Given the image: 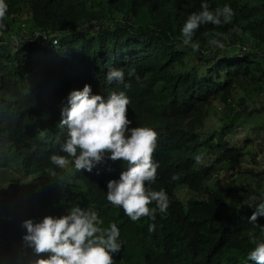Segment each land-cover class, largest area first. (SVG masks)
Returning <instances> with one entry per match:
<instances>
[{"label": "trees", "instance_id": "1", "mask_svg": "<svg viewBox=\"0 0 264 264\" xmlns=\"http://www.w3.org/2000/svg\"><path fill=\"white\" fill-rule=\"evenodd\" d=\"M207 2L210 10L228 4L234 16L230 24L214 29L222 33V50L208 44L203 33L213 26L207 24L193 35L200 44L193 53L180 45V28L189 13L200 10L201 0H5L8 12L0 21L5 25L0 30V168H20L22 163L28 173L38 175L30 209H22V200L0 206V215L13 218L0 222L5 250L18 241L21 219L54 215L47 202L64 182L58 175L62 170L50 165L48 156L58 151L66 135L56 123L67 93L87 83L94 94L126 91L132 126L157 133L153 156L159 167L151 189L163 188L169 206L165 213H155V232L121 230L124 246L134 241L127 254L142 244L157 251L150 264H254L246 256L254 246L252 236L264 240L256 227L264 225V217L258 216L256 224L248 218L264 198V182L243 194L242 172L225 182L213 176L223 165L242 163L243 147L226 140L236 120L248 128L244 114L264 118V104L250 107L244 96L232 98L264 94V0ZM43 32L59 38L55 49H48ZM189 56L196 61L191 70L174 71L186 68ZM109 65L124 70L127 89L123 83H105ZM219 97L225 102L232 98L223 103L230 117L220 137L214 133L204 138L196 126L204 125ZM118 165L119 160L98 166L104 175L96 181H105V186ZM173 173L176 181L170 179ZM178 186L197 196L186 203L176 199ZM100 202L107 204L104 192ZM123 217L129 219L124 212Z\"/></svg>", "mask_w": 264, "mask_h": 264}, {"label": "clouds", "instance_id": "2", "mask_svg": "<svg viewBox=\"0 0 264 264\" xmlns=\"http://www.w3.org/2000/svg\"><path fill=\"white\" fill-rule=\"evenodd\" d=\"M7 12L8 5L5 0H0V21ZM233 16L234 12L228 4L210 10L207 0H201L200 10L189 13L180 28V45L197 53L200 44L193 40V35L201 26L210 24L213 30L203 35L209 37V45L222 50L225 47L220 38L222 33L214 29L230 24ZM4 27L0 23V30ZM41 34L44 35L43 40L49 42L48 49H55L59 45L58 37L52 35L50 38L45 32ZM54 40L57 41L56 44L53 43ZM132 46L138 48L139 45L133 43ZM127 65L129 64L121 66L124 69ZM120 68L109 65L104 77L105 83H123L127 89L124 70ZM185 70L191 69L181 66L174 68L177 72ZM234 96L238 100L241 95L232 94V98ZM226 98V102L225 98L214 99L204 125L199 128L196 126L197 133L204 138L214 134L206 135L204 131L205 127L208 131L212 126L211 122L206 121L212 116L213 108L230 117V108L226 109L227 104L224 107L223 103L232 98ZM129 104L130 98L126 91H109L107 95L94 94L87 83L81 89H73L67 93L61 103L60 119L56 123L58 129L66 130V135L59 144L58 151L48 156L49 164L62 170L58 175L64 182V185H58L47 202L48 211H52L54 215L45 214L39 218L27 216L21 219L18 241L9 245L7 250L0 245V264H150L157 251L148 250L141 244L127 254L126 248L133 246L134 241L128 243L127 247L124 246L121 230L130 231L140 227L155 232L158 224L154 218L155 213L167 211L169 197L163 188L159 191L151 189V184L157 179L159 167L153 156L157 148V133L148 126H132L133 121L127 117ZM235 104L232 101V105ZM245 117L252 116L247 117L245 114ZM212 132L217 133V138L220 137V131ZM198 153L194 157L197 163L201 161L200 155L203 152L200 155ZM118 160L122 162V166L118 165L113 169V179H109L105 186V181L97 182L96 178L104 175L100 173L98 166ZM19 164L21 169L0 168L16 171L10 182L4 183V186L12 184L8 193L10 195L5 193L3 187L7 195L3 203L0 186V206L8 200L15 206L22 200V209L28 210L33 198L34 179L38 175L28 173L22 163ZM106 170L111 171L110 168ZM216 177L220 178L218 171H215L213 179ZM170 179L176 181L178 175L173 173ZM178 187L173 195L183 201L177 193L179 189H189L186 186ZM100 192H104L106 205L100 202ZM192 193L189 199L197 196ZM187 200L183 202L186 203ZM153 204L154 207H149ZM123 212L129 219L123 217ZM258 216L264 217V198L255 204V210L248 218L249 222L256 224ZM6 220L12 222L13 218L0 215V222ZM256 227L264 234V225L256 224ZM250 242L254 246L247 253L246 259L254 264H264V240L252 236ZM0 244H4L1 239Z\"/></svg>", "mask_w": 264, "mask_h": 264}, {"label": "rangeland", "instance_id": "3", "mask_svg": "<svg viewBox=\"0 0 264 264\" xmlns=\"http://www.w3.org/2000/svg\"><path fill=\"white\" fill-rule=\"evenodd\" d=\"M196 63V61L189 56L188 57V66L186 69H191V63ZM199 64V63H198ZM241 96H244L247 103L249 104L250 107H257L260 104H264V94L262 96L256 95L255 97L248 99L247 95L242 93ZM239 96V97H241ZM245 115V114H244ZM240 116V115H239ZM247 117H249L246 114ZM229 116L225 113H218L217 108L212 109V116L206 121L211 122L212 126L209 127L208 131L205 127V132L206 135H209V133H215V136L217 135L216 132L212 131H220L223 125L225 124L224 122H228ZM245 118V117H241ZM247 122H251L249 124L248 122V128L244 127V121H241L240 123L237 122L233 126V129L227 131L226 135V140H229L232 144H237L234 145L236 147L241 148L240 146L243 147V156H242V163L234 165L231 168H228L227 165H223L219 170L218 174L220 175V181H228L234 177L238 173H241L244 175V177L241 179V184H243L244 187H240V190L243 194L247 192H251L253 189H256L259 183L262 181L264 182V118L260 116H254L251 118H246L245 119ZM223 121V122H222ZM221 122V123H220ZM220 124V125H219ZM207 126V124H206ZM243 128V130L241 128ZM231 134V138L229 135ZM18 166V165H17ZM21 169V168H20ZM13 169L6 168L0 170V186L2 189V203L6 200V196L10 195L11 191V184H7L4 186V183H9L10 178L12 179L13 176L16 175V171ZM22 171V170H21ZM3 172V174H2ZM2 175V177H1ZM258 177V178H255ZM5 190V194L4 190ZM178 188H182L181 186ZM189 191V192H188ZM190 194H193L190 190L186 189H179L177 196L185 201L190 198Z\"/></svg>", "mask_w": 264, "mask_h": 264}, {"label": "built area", "instance_id": "4", "mask_svg": "<svg viewBox=\"0 0 264 264\" xmlns=\"http://www.w3.org/2000/svg\"><path fill=\"white\" fill-rule=\"evenodd\" d=\"M46 38H47V37H44V39H46ZM53 43H54V44H56V43H57V41H56V40H54V41H53Z\"/></svg>", "mask_w": 264, "mask_h": 264}]
</instances>
